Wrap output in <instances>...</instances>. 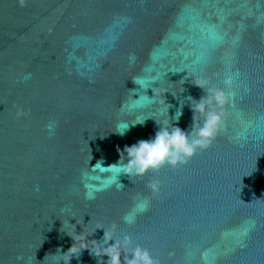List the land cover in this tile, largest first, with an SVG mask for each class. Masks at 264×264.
<instances>
[{"label": "water", "instance_id": "water-1", "mask_svg": "<svg viewBox=\"0 0 264 264\" xmlns=\"http://www.w3.org/2000/svg\"><path fill=\"white\" fill-rule=\"evenodd\" d=\"M201 77L232 96L212 144L119 173L158 123L191 131ZM112 222L160 264H264V0H0V264H64L73 225Z\"/></svg>", "mask_w": 264, "mask_h": 264}, {"label": "clouds", "instance_id": "clouds-1", "mask_svg": "<svg viewBox=\"0 0 264 264\" xmlns=\"http://www.w3.org/2000/svg\"><path fill=\"white\" fill-rule=\"evenodd\" d=\"M21 7L27 0H18ZM192 83L203 90L205 95L198 100L189 96L187 98L193 112V124L191 131L173 126L171 121L165 124L158 123L159 128L150 139H139L131 145H125L121 151V159L117 165V171L131 177L143 178L149 172H159L165 165L176 168L186 165L198 152L207 149L225 127V119L228 115L227 106L232 101V96L224 89L212 85L206 78H192ZM231 85V80L225 81ZM182 108L177 109L175 121L182 116ZM18 116L24 115L19 112ZM143 123V122H138ZM137 124V123H136ZM134 125V124H133ZM129 129V124L118 125L116 132L123 136ZM52 129L49 126V132ZM119 150V149H118ZM147 187L154 193L160 190L157 180H150ZM87 199H94L89 193ZM141 212L148 210V202L145 200L138 205ZM122 222L128 225L134 223V217L125 214ZM118 225L112 222L108 227L98 225L91 233L85 234L84 229L80 233L75 231L68 234L74 241L72 246L60 253L64 264H69L73 257L79 258L82 250L88 249L97 259V264H160L151 252L140 245L133 246L131 235L118 233ZM103 229V237L97 241L89 240L88 237L96 231ZM91 243L92 247H89ZM78 245V246H77ZM77 252L80 254L77 255ZM107 257V259H103ZM17 261H23V256H17Z\"/></svg>", "mask_w": 264, "mask_h": 264}]
</instances>
